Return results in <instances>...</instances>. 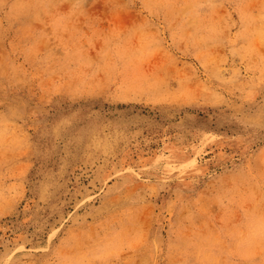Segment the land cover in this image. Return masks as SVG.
I'll return each instance as SVG.
<instances>
[{
	"label": "rangeland",
	"instance_id": "rangeland-1",
	"mask_svg": "<svg viewBox=\"0 0 264 264\" xmlns=\"http://www.w3.org/2000/svg\"><path fill=\"white\" fill-rule=\"evenodd\" d=\"M0 264H264V0H0Z\"/></svg>",
	"mask_w": 264,
	"mask_h": 264
}]
</instances>
